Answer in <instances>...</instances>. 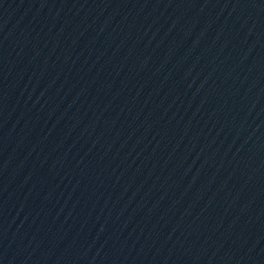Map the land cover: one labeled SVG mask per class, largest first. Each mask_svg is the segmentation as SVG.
<instances>
[{
    "label": "water",
    "instance_id": "95a60500",
    "mask_svg": "<svg viewBox=\"0 0 264 264\" xmlns=\"http://www.w3.org/2000/svg\"><path fill=\"white\" fill-rule=\"evenodd\" d=\"M0 264H264V0H0Z\"/></svg>",
    "mask_w": 264,
    "mask_h": 264
}]
</instances>
